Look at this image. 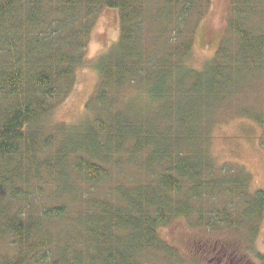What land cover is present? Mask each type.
<instances>
[{
  "label": "trees",
  "instance_id": "trees-1",
  "mask_svg": "<svg viewBox=\"0 0 264 264\" xmlns=\"http://www.w3.org/2000/svg\"><path fill=\"white\" fill-rule=\"evenodd\" d=\"M206 1L162 0L156 10L151 0H0V244H8L0 264H147L153 251L175 258L159 231L181 217L256 238L264 191L249 194L240 175L217 176L208 126L242 81L264 77V0H231L226 37L196 69ZM103 9L119 12L120 35L97 60L91 114L79 132L62 125L47 134L43 122L74 89ZM248 116L264 126L261 115ZM126 158L141 159L153 180L83 196ZM223 194L241 210L217 206Z\"/></svg>",
  "mask_w": 264,
  "mask_h": 264
},
{
  "label": "rangeland",
  "instance_id": "rangeland-1",
  "mask_svg": "<svg viewBox=\"0 0 264 264\" xmlns=\"http://www.w3.org/2000/svg\"><path fill=\"white\" fill-rule=\"evenodd\" d=\"M151 1V5L157 7L156 10L163 5L162 0ZM206 3H209L206 4L208 8L197 27L190 58V65L196 69L204 68L215 56L232 15L231 0H207ZM253 23H258L257 17H254ZM119 35V12L103 9L91 33L85 62L77 70L74 89L66 99L55 105L43 122L47 134L62 125L73 127L70 129L78 132L82 130V122L91 114L86 106L95 95L99 83L97 60L118 41ZM132 93V90L127 89L124 97L130 99ZM252 113L264 117V77H249L242 81L241 91L216 108L208 126V157L218 168L217 176L226 171L227 174H233V178L238 175L244 177L249 194L264 191V126L250 119L248 114ZM140 165L141 159L130 162L126 158L119 169L111 171L107 183L92 191L84 186L81 192L86 197L92 192L104 196L119 184L151 182L152 177L141 170ZM220 198L216 201L219 207L228 202L239 206V210L243 206L234 195L223 194ZM69 204L76 211L80 201L73 200ZM244 230L212 232L196 228L181 217L159 231L161 238L175 250L177 256L174 258L153 251L144 255L143 259L147 264H264V214L253 241H249ZM7 250V242L0 244V253Z\"/></svg>",
  "mask_w": 264,
  "mask_h": 264
}]
</instances>
